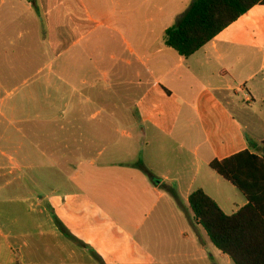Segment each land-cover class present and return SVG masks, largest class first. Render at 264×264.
Masks as SVG:
<instances>
[{"label": "crops", "instance_id": "obj_1", "mask_svg": "<svg viewBox=\"0 0 264 264\" xmlns=\"http://www.w3.org/2000/svg\"><path fill=\"white\" fill-rule=\"evenodd\" d=\"M193 1L0 0V264H234L189 199L249 203L210 165L263 155L264 6L187 59Z\"/></svg>", "mask_w": 264, "mask_h": 264}, {"label": "trees", "instance_id": "obj_2", "mask_svg": "<svg viewBox=\"0 0 264 264\" xmlns=\"http://www.w3.org/2000/svg\"><path fill=\"white\" fill-rule=\"evenodd\" d=\"M259 5L264 6V0H194L166 31L165 44L188 59ZM210 167L249 203L227 215L206 192L196 190L189 199L195 221L234 264H264V143L263 155L247 150L215 160ZM141 168L152 177L142 165Z\"/></svg>", "mask_w": 264, "mask_h": 264}, {"label": "rangeland", "instance_id": "obj_3", "mask_svg": "<svg viewBox=\"0 0 264 264\" xmlns=\"http://www.w3.org/2000/svg\"><path fill=\"white\" fill-rule=\"evenodd\" d=\"M124 92H125V89L124 88H122L121 89V93H122V95L124 94ZM126 97V96H125ZM15 143V142H14ZM15 146V145H14ZM74 161V160H73ZM67 162L65 161V160H63L62 161V165H65ZM69 164H71L72 163V161L71 160H69V162H68Z\"/></svg>", "mask_w": 264, "mask_h": 264}]
</instances>
